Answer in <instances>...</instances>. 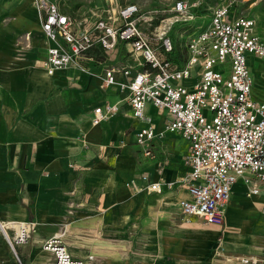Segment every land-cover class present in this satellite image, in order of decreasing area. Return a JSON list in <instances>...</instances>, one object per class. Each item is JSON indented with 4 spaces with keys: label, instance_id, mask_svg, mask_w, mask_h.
<instances>
[{
    "label": "crops",
    "instance_id": "obj_1",
    "mask_svg": "<svg viewBox=\"0 0 264 264\" xmlns=\"http://www.w3.org/2000/svg\"><path fill=\"white\" fill-rule=\"evenodd\" d=\"M96 13L84 11L75 16L87 17L91 25ZM41 20L42 10L36 0H0V264H52L53 254L43 248V243L57 233L67 235L66 227L67 237L74 235L85 247L70 248L63 236L74 257L91 255L97 228L99 233L111 238L108 241L117 242L118 248L121 242L140 245V255L154 259L151 264H173L164 258L185 248L176 240L175 230L182 234L185 228H190L206 238L207 235L199 232L222 226L205 223L200 217L182 211L181 200L190 198L189 189L182 183L189 171L185 161L187 139L184 138L179 151L177 145L167 142L170 136L173 139L182 135L166 129L167 110L148 103L144 118L153 108L161 111V120L156 124L142 121L144 118L133 115L127 88L118 83L104 84L105 67L121 65L126 60L128 51L124 43L109 57L101 49H95L89 71L72 65L50 72L42 65V59L54 42L43 33ZM116 77L120 82L128 81L121 73ZM107 104H116L119 110L94 123L95 107ZM148 126L154 128L156 136L147 147L152 150L159 132L167 130L162 137L163 147L171 152L172 158L168 159V167L159 168V165L152 171H140L136 158L127 148L126 131L134 129L138 143V132ZM180 168L184 174L177 179ZM143 174L160 182V191H148ZM252 178L259 185V193L252 194V198H241L245 195L238 188L234 194L249 207L245 212L252 213L251 238H255L260 229L256 225L258 213L264 220V201L257 207L247 200L264 194V181ZM238 181L241 187L253 185L244 178ZM234 184L224 222L239 210L234 204ZM158 194L165 197L159 201ZM176 211L190 220L179 222L174 218ZM193 217L198 221L191 220ZM31 220L35 228L32 246L15 242L14 250L4 236L3 227L15 241L19 228ZM204 224L209 226L201 229L199 225ZM229 237L236 247L249 242ZM103 248L107 247L102 246L100 252L110 251ZM111 251L115 253H97V256L120 257V249ZM25 252L28 258L22 262L19 255Z\"/></svg>",
    "mask_w": 264,
    "mask_h": 264
},
{
    "label": "built area",
    "instance_id": "obj_2",
    "mask_svg": "<svg viewBox=\"0 0 264 264\" xmlns=\"http://www.w3.org/2000/svg\"><path fill=\"white\" fill-rule=\"evenodd\" d=\"M238 1L228 0L213 8L211 22L188 37L182 47L168 31L177 22L194 18V5L185 0L175 3L174 14L162 19L154 37L141 28L144 15L136 3L95 12L90 25L87 17L66 13L57 0H36L42 10V31L54 42L42 59L50 72L72 65L89 71L95 49L109 57L119 44L126 45V60L105 67L104 84L118 83L129 90L128 101L137 118L145 117L148 103L167 110L166 129L180 132L188 141L185 161L189 171L182 183L190 198L181 200L182 211L208 224H223L238 179L253 182L251 195L259 193L252 176L264 181V102L253 97L248 65L252 54L264 60V36L257 33L254 17L237 10ZM217 64H222L221 70ZM117 73L128 81H118ZM118 110L116 104L97 106L93 122ZM155 136L154 128L148 126L138 132L137 141L147 144ZM146 152L152 154L149 147ZM142 179L148 191H160V182L147 174ZM22 229L13 241L3 227L11 245L28 241V227ZM43 248L53 254L52 264H83L62 235L46 239Z\"/></svg>",
    "mask_w": 264,
    "mask_h": 264
},
{
    "label": "rangeland",
    "instance_id": "obj_3",
    "mask_svg": "<svg viewBox=\"0 0 264 264\" xmlns=\"http://www.w3.org/2000/svg\"><path fill=\"white\" fill-rule=\"evenodd\" d=\"M60 3L62 9L72 15H78L84 11L91 12H101L105 8L108 7H117L119 5H124L128 3H136L141 8V13L146 17L142 16L140 21L141 28L149 35L154 37L157 28L162 24L161 21L163 18L172 16L174 12L172 11L173 6L179 0H57ZM189 4L194 5L191 8L194 18L190 21H179L177 22L173 28L168 31V35H170L176 44L182 46L185 44V41L188 37L193 36L194 34H198L201 31L202 27L207 26L211 22V11L216 6L228 0H185ZM237 10L242 14L250 17H254L256 20V30L259 35L264 36V0H249V1H238ZM231 12H234V9L231 8ZM149 17H153L150 20ZM263 60V59H262ZM261 58L257 57L255 54L249 56V69L255 86L252 88V94L255 100L264 102V62ZM222 64H217L216 68L218 70L222 69ZM230 68V66H229ZM256 79V80H255ZM263 90V91H262ZM208 116H212V113L206 111ZM162 113L159 109L150 108L149 115L141 119L146 120L152 124H156L161 120ZM136 124H141L138 121H135ZM167 131V130H166ZM162 130V133L159 132V135L155 139V143L152 148V154H147V146L146 144H138L135 139L134 129L127 130V137L125 142L127 143V148H129L136 158L138 163V167L140 171H152L155 167L164 168L170 166L168 159L172 158L171 152L164 150L162 141L163 134L166 132ZM157 132V131H156ZM165 139V138H164ZM184 137L175 136L168 137L167 142L171 145H177L178 150L182 151L180 146L184 143ZM168 155L166 157L162 150ZM172 165V164H171ZM179 177L182 176L183 168L178 169ZM252 186V185H250ZM250 186L248 184H243L241 187V182L238 181L234 184L233 195L236 200H234V204L237 208H239L236 213L232 217H228L226 222H223L221 227L218 228H209L205 232H199V235H207L206 238L202 236H198V232L193 229L185 228L181 234V231L175 230L176 240L181 242L185 247L180 253H175L171 257L164 258V261L172 262L173 264H264V220L261 217V214L258 213V220L256 221V225L260 226V229L256 232V237L251 238V234L253 232V220L252 213L245 212L248 211V206L246 205L244 200L241 198H252L253 195H249ZM240 188L239 193L241 195H245V197L239 198L235 195V191ZM137 193V192H134ZM150 195V193H148ZM237 194V193H236ZM165 196L162 194H158V200H162ZM252 205L259 206L264 201V194H261L260 197H256L254 199H248ZM258 201V202H257ZM174 206L179 207L178 204H174ZM68 216L70 217L72 209L70 207ZM174 218L179 222H185L190 220L189 217H185L181 214L180 211L174 212ZM242 219V220H241ZM194 222L198 221L196 218H192ZM243 222V223H242ZM242 223V225H240ZM240 225V226H238ZM201 229L207 227L209 225H199ZM29 237L28 241H26L27 247L32 246V237L35 232L33 221L31 220L28 223ZM86 227V226H84ZM176 228V226L174 227ZM194 229H198L196 226H192ZM234 228L236 231H233ZM86 229V228H83ZM230 229L231 231L230 234ZM71 231V230H70ZM64 232L68 235L69 228L66 227ZM96 232V233H95ZM217 234L213 235L212 233ZM86 234L85 232H83ZM67 235H63L65 240L68 242L70 248L77 249H85V247L76 241V237L70 234V237ZM236 237V240L249 241L245 245L240 244L239 247L234 246L232 239ZM6 237V235H4ZM95 242L92 244L91 255H86L85 258L78 257L83 264H151L154 259L149 257H144L142 254L140 255V248L126 242L118 248V243H114L112 241H108V236H105L103 233H99L96 230L94 231ZM251 238V239H250ZM250 239V240H249ZM145 243V242H143ZM250 243V244H249ZM17 248V244H15ZM102 246L107 247L103 249H108V252H100L102 251ZM40 248L42 249V244L40 243ZM120 249V257H99L97 253H115L111 250ZM43 250V249H42ZM28 252L25 254H20V258L23 262V258H28ZM118 253V252H116ZM51 257H49L48 263L51 261Z\"/></svg>",
    "mask_w": 264,
    "mask_h": 264
},
{
    "label": "bare ground",
    "instance_id": "obj_4",
    "mask_svg": "<svg viewBox=\"0 0 264 264\" xmlns=\"http://www.w3.org/2000/svg\"><path fill=\"white\" fill-rule=\"evenodd\" d=\"M262 60V59H261ZM264 61V60H263ZM263 91V90H262ZM100 123V122H99ZM248 194L251 196V194L248 192ZM23 227H27V226H21L20 228H19V231H18V237L17 238H19L20 237V235H22V231H23ZM58 235H62L63 233L62 232H60V233H57ZM83 262H86L85 260L83 261Z\"/></svg>",
    "mask_w": 264,
    "mask_h": 264
},
{
    "label": "water",
    "instance_id": "obj_5",
    "mask_svg": "<svg viewBox=\"0 0 264 264\" xmlns=\"http://www.w3.org/2000/svg\"><path fill=\"white\" fill-rule=\"evenodd\" d=\"M12 247L14 248V250H15V246L14 245H12Z\"/></svg>",
    "mask_w": 264,
    "mask_h": 264
}]
</instances>
